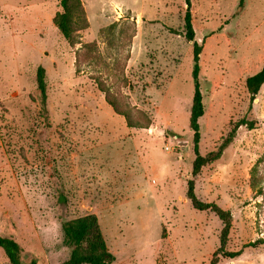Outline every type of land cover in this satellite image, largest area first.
Wrapping results in <instances>:
<instances>
[{
  "label": "rangeland",
  "instance_id": "obj_1",
  "mask_svg": "<svg viewBox=\"0 0 264 264\" xmlns=\"http://www.w3.org/2000/svg\"><path fill=\"white\" fill-rule=\"evenodd\" d=\"M81 1L91 24L83 5L87 23L77 14L65 38L60 0H0V234L28 264H62L72 252L64 222L95 215L113 264H211L223 225L186 198L196 80L185 0ZM117 1L135 11L111 15ZM189 9L203 47L200 153L242 119L258 122L202 169L196 195L233 215L225 251L243 253L218 264H264V245L244 248L264 239V86L252 104L246 89L264 66V0H191ZM109 100L150 126L129 128ZM0 264H9L2 249Z\"/></svg>",
  "mask_w": 264,
  "mask_h": 264
},
{
  "label": "trees",
  "instance_id": "obj_2",
  "mask_svg": "<svg viewBox=\"0 0 264 264\" xmlns=\"http://www.w3.org/2000/svg\"><path fill=\"white\" fill-rule=\"evenodd\" d=\"M187 11L184 18L185 37L193 47V61H194V77L196 86L193 96V104L191 109L190 127L194 134V155L195 159L192 163L191 176L187 181L186 198L191 203L192 207L199 211L213 213L223 227L220 235V247L216 251L211 264H218L219 256L236 259L240 257L243 250L237 252H226V246L229 241V235L232 229L233 215L230 210H224L216 203H208L200 200L195 191V178L198 177L202 169L218 161L223 155L224 151L233 143L237 130L240 127H245L248 130L257 128L258 122L255 120L242 119L231 130L227 138L217 148L216 151L210 152L207 155H202L199 150L200 143V122L199 120L205 115V105L203 102V95L200 90L198 77L200 72V56L203 47L196 41L195 31L192 22V15L190 12L191 0H185ZM60 5L63 9L56 17V24L65 38H70L74 31L76 15L83 17L84 23H87L85 10L81 0H60ZM114 26L110 28L113 29ZM264 86V66L256 74L249 76L246 79V89L250 95V104L256 99ZM37 87L42 98V108L45 112L47 109V81L46 72L43 68L37 70ZM109 104L119 115L123 116L129 128L146 129L150 126L149 122L142 124L139 121H134L128 114L121 112L118 106L108 101ZM252 107L250 106L251 110ZM64 244L72 248L69 258L62 264H113L114 256L108 250L107 242L102 234L99 220L95 215H87L69 220L63 224ZM264 245V239L248 244L244 248H257ZM0 249H2L9 261V264H28L22 259V248L19 243L8 237L0 234ZM29 264H36L31 261Z\"/></svg>",
  "mask_w": 264,
  "mask_h": 264
},
{
  "label": "crops",
  "instance_id": "obj_3",
  "mask_svg": "<svg viewBox=\"0 0 264 264\" xmlns=\"http://www.w3.org/2000/svg\"><path fill=\"white\" fill-rule=\"evenodd\" d=\"M114 0H112V2H113ZM83 5H84V7H85V10H86V13H87V15H88V19H89V21H90V24H91V18H90V16H89V9H88V5L87 4H85V2H83ZM89 5H92L91 3L89 4ZM113 9H112V12H110L111 13V15H112V13H113V11H116V9H117V6H123V7H126V8H128V9H132V11L134 10L135 11V9H133L131 6H128V5H125V4H123V3H121V2H115V3H113ZM97 16H102V17H104V18H106L107 19V16H109L110 15V13H107V11H105V9L104 8H102L100 11H97ZM137 15V14H136ZM197 41V40H196Z\"/></svg>",
  "mask_w": 264,
  "mask_h": 264
}]
</instances>
